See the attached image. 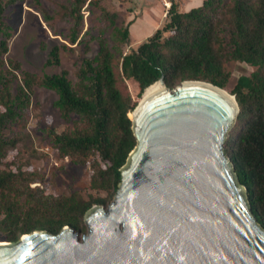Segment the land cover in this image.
<instances>
[{"label":"trees","instance_id":"obj_1","mask_svg":"<svg viewBox=\"0 0 264 264\" xmlns=\"http://www.w3.org/2000/svg\"><path fill=\"white\" fill-rule=\"evenodd\" d=\"M17 1L0 0V166L17 142L7 139L5 131L25 120L35 88L44 87L57 93L56 106L65 120L78 117L71 130L48 131L57 155L75 164H89L91 188L114 194L120 170L137 144L133 111L146 88L163 77L169 88L183 81H204L225 89L230 78L226 65L242 62L256 70L241 76L231 90L240 113L226 153L264 227V0H204L187 12H181L178 3L170 0L169 22L130 53L121 52L117 58L100 37L97 54L82 60L76 85L66 70L40 77L23 71L18 61L6 59L12 34L5 14ZM69 1L70 5H61L58 12L72 19L66 38L73 45L85 42L88 51L90 39L85 38L89 30L84 29L83 8L93 5L94 0ZM103 16L112 24L117 17L105 10ZM43 18L51 20L44 13ZM114 33L122 44L131 41L128 27L114 29ZM47 64H60L59 46L51 48ZM129 80L138 84L137 98L127 86ZM34 182V171L18 167L0 170V231L5 241H18L36 230L58 234L66 225L80 230L93 202L76 195L35 197L30 188Z\"/></svg>","mask_w":264,"mask_h":264},{"label":"water","instance_id":"obj_2","mask_svg":"<svg viewBox=\"0 0 264 264\" xmlns=\"http://www.w3.org/2000/svg\"><path fill=\"white\" fill-rule=\"evenodd\" d=\"M156 83L133 111L137 144L114 199L88 210V231L0 242V264H264V227L226 153L236 97L204 81Z\"/></svg>","mask_w":264,"mask_h":264},{"label":"rangeland","instance_id":"obj_3","mask_svg":"<svg viewBox=\"0 0 264 264\" xmlns=\"http://www.w3.org/2000/svg\"><path fill=\"white\" fill-rule=\"evenodd\" d=\"M175 1L179 10L184 12V9L187 11L189 7L199 5L203 0ZM63 4L70 5V1L18 0L11 5L5 14L12 34L6 59L18 61L23 71L40 77L60 74L66 70L73 85L78 82L77 73L83 58H93L97 54L100 37L108 42L119 58L121 52L130 53L139 45L137 42L145 41L157 29H163L169 22L167 12L171 6L170 0H94L93 5L83 8L84 29L89 30V36L85 40L90 39V50L86 51L85 42L73 45L66 38L72 19L58 13ZM104 10L117 15L114 24L104 18ZM43 13L51 17L49 22L44 20ZM153 24L155 28L152 31ZM126 27L129 28L131 41L122 44L114 29L124 30ZM168 35L169 33H165V36ZM54 46L60 47V64L48 65L49 53ZM226 69L230 78L225 90L230 94L241 76L251 75L256 70L251 65L236 61L228 63ZM126 83L132 96L137 98L138 84L134 80ZM57 101L58 95L55 91L44 87L35 88L25 120L11 124L4 133L7 139L15 138L17 142L15 148L8 151V157L0 170L7 171L18 167L22 171H34L36 182L31 183L30 188L35 197L54 199L76 195L86 202H93V206L99 204L95 200L102 199L105 201L102 205L107 207L116 192L111 194L91 188V166L75 164L70 158L59 157L55 151L48 131L61 133L71 130L78 120L76 115H72L70 121L65 120L56 106ZM236 125L225 145L235 135ZM80 231V236L88 231L84 218L80 223ZM4 237L0 231V242L5 241Z\"/></svg>","mask_w":264,"mask_h":264},{"label":"bare ground","instance_id":"obj_4","mask_svg":"<svg viewBox=\"0 0 264 264\" xmlns=\"http://www.w3.org/2000/svg\"><path fill=\"white\" fill-rule=\"evenodd\" d=\"M161 88H163V86L160 83L153 84L149 89L145 91V94L143 95V99H146L152 92Z\"/></svg>","mask_w":264,"mask_h":264},{"label":"crops","instance_id":"obj_5","mask_svg":"<svg viewBox=\"0 0 264 264\" xmlns=\"http://www.w3.org/2000/svg\"><path fill=\"white\" fill-rule=\"evenodd\" d=\"M204 1V0H203ZM203 1H202V3L201 4H199V5H197V6H191V7H189V9L187 10V11H189V10H191V9H193V8H196V7H199V6H201L202 4H203ZM186 8V7H185ZM186 11V9H184V12H187ZM151 26V25H150ZM153 28H152V31H153V29L155 28V25L153 24V26H152ZM149 28V27H148ZM133 32V31H132ZM152 33V32H151ZM149 36V35H148ZM147 36V37H148ZM145 39V38H144ZM141 42H143V40L142 41H140V42H137V44H140Z\"/></svg>","mask_w":264,"mask_h":264},{"label":"built area","instance_id":"obj_6","mask_svg":"<svg viewBox=\"0 0 264 264\" xmlns=\"http://www.w3.org/2000/svg\"><path fill=\"white\" fill-rule=\"evenodd\" d=\"M170 4H171V2H170ZM169 11V10H168ZM167 16H168V12H167Z\"/></svg>","mask_w":264,"mask_h":264}]
</instances>
